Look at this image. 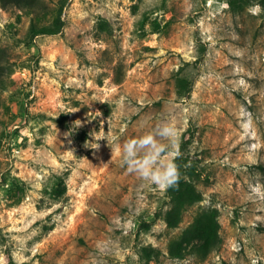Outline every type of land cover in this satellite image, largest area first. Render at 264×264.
Returning a JSON list of instances; mask_svg holds the SVG:
<instances>
[{"label":"rangeland","instance_id":"1","mask_svg":"<svg viewBox=\"0 0 264 264\" xmlns=\"http://www.w3.org/2000/svg\"><path fill=\"white\" fill-rule=\"evenodd\" d=\"M164 124L160 190L122 149ZM0 264H264V0L0 3Z\"/></svg>","mask_w":264,"mask_h":264},{"label":"clouds","instance_id":"2","mask_svg":"<svg viewBox=\"0 0 264 264\" xmlns=\"http://www.w3.org/2000/svg\"><path fill=\"white\" fill-rule=\"evenodd\" d=\"M176 136L175 127L164 124L154 133L126 141L122 153L128 172L137 175L142 181L154 184L160 190L178 187L180 173L175 163L160 162L161 155L169 145L175 148ZM165 140L168 145L160 143ZM260 191L259 185L251 188L254 194Z\"/></svg>","mask_w":264,"mask_h":264},{"label":"trees","instance_id":"3","mask_svg":"<svg viewBox=\"0 0 264 264\" xmlns=\"http://www.w3.org/2000/svg\"><path fill=\"white\" fill-rule=\"evenodd\" d=\"M0 3L2 4L3 7H7L9 5H14V6H18V7H25V8L32 9V8L38 6L39 0H0ZM61 26H62L61 21L54 23L53 27L52 26H45V25L36 26L34 24V22H32L30 25V28H31L30 30H31L32 35H36L39 33H55V32L60 30ZM172 197H174L175 200L177 198L174 193L172 194ZM166 221H167V224L171 227L177 225L176 209L175 208L170 209L168 211L167 216H166ZM198 228H199V226L196 224V222L191 227L187 228L184 231L181 240H174L171 243V245L169 247L170 253L173 256H180L182 254V251L177 246L178 243L184 239L186 241H190L193 238L197 237L199 235Z\"/></svg>","mask_w":264,"mask_h":264}]
</instances>
